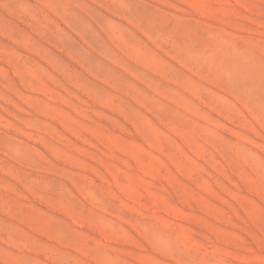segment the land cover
Masks as SVG:
<instances>
[{
    "label": "rangeland",
    "instance_id": "1",
    "mask_svg": "<svg viewBox=\"0 0 264 264\" xmlns=\"http://www.w3.org/2000/svg\"><path fill=\"white\" fill-rule=\"evenodd\" d=\"M0 264H264V0H0Z\"/></svg>",
    "mask_w": 264,
    "mask_h": 264
}]
</instances>
